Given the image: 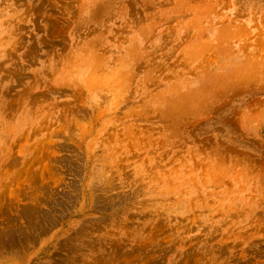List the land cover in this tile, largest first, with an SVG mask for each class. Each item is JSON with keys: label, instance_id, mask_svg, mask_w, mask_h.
Listing matches in <instances>:
<instances>
[{"label": "rangeland", "instance_id": "rangeland-1", "mask_svg": "<svg viewBox=\"0 0 264 264\" xmlns=\"http://www.w3.org/2000/svg\"><path fill=\"white\" fill-rule=\"evenodd\" d=\"M0 264H264V0H0Z\"/></svg>", "mask_w": 264, "mask_h": 264}, {"label": "bare ground", "instance_id": "bare-ground-1", "mask_svg": "<svg viewBox=\"0 0 264 264\" xmlns=\"http://www.w3.org/2000/svg\"><path fill=\"white\" fill-rule=\"evenodd\" d=\"M205 21V20H204ZM255 21V20H254ZM260 36V35H259ZM197 48V47H196ZM243 70V69H242ZM257 74V73H256Z\"/></svg>", "mask_w": 264, "mask_h": 264}]
</instances>
